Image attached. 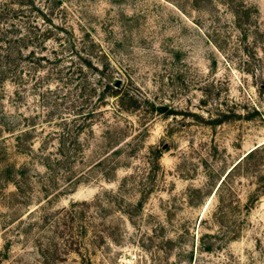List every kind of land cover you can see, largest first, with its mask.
I'll return each mask as SVG.
<instances>
[{"label": "rangeland", "instance_id": "obj_1", "mask_svg": "<svg viewBox=\"0 0 264 264\" xmlns=\"http://www.w3.org/2000/svg\"><path fill=\"white\" fill-rule=\"evenodd\" d=\"M0 264H264V0H0Z\"/></svg>", "mask_w": 264, "mask_h": 264}]
</instances>
